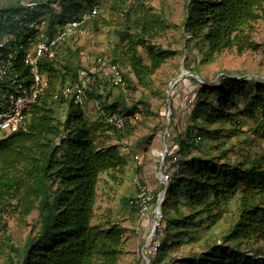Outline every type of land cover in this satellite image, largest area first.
<instances>
[{"label":"trees","instance_id":"obj_1","mask_svg":"<svg viewBox=\"0 0 264 264\" xmlns=\"http://www.w3.org/2000/svg\"><path fill=\"white\" fill-rule=\"evenodd\" d=\"M143 3V0H42L31 10L20 4L0 3V37L13 38L8 45V52L16 55L13 73L20 79H30V67L24 64L25 53L19 46H27L28 39L33 37L31 23L46 21L48 37L52 38L66 21L78 19L83 11L97 5L98 15L78 30L89 23L96 24L97 19H105L110 11L120 14V26L125 31L119 36L127 46L124 65L140 84L147 85L169 51L150 43L149 38L155 32L153 20L156 23L157 17ZM260 19L264 20V0H188L182 29L190 35L188 41L204 44L205 50L199 55L210 61L214 54L224 51L236 49L242 53L262 47L250 39L248 30ZM138 47L147 52L149 65L143 63ZM56 56L43 58L39 63V71L47 75L49 83L27 113L26 130L0 139V249L6 252V264H118L123 244L120 227L112 224L102 230L91 224L98 178L121 164L117 150L111 146L104 148L99 141L106 132L122 141L129 129V116L140 114L142 109L127 108L122 117L119 105L124 103L117 97L111 103L105 102L103 115L97 121L87 122L80 109L61 95L60 86L70 76L69 80H75L76 72L69 59L62 65ZM110 60L116 65L122 63L116 53ZM124 74L123 86L128 81ZM222 75L218 85L192 79L197 88L189 118L203 133V125L233 120L237 115L232 110L239 106L243 110L241 116L252 115L255 109L264 113V81L262 89L252 83L256 82L253 79ZM101 84L102 89L89 93L91 99L99 100L107 88H115L106 80ZM241 84L250 85V90L239 87ZM208 89L216 93L214 102L204 100ZM8 91L9 83L0 82V110ZM236 98L240 101L235 102ZM62 105H67V110L64 118L58 119L57 110ZM113 115L124 119L123 130L106 124V118ZM180 142L182 161L170 194L174 211L167 216L161 204L165 236L150 264H264V250L254 249L255 243H264V162L231 165L222 162L225 152L219 157L204 153L187 158L183 155L185 151L199 149L203 143L193 146L184 140ZM131 200L127 206L137 215V209L129 205ZM230 200L237 205V219L218 243L198 255L162 263L172 247L181 246L185 240L193 241L205 221L214 223ZM9 201L15 202L13 210L22 218L37 211V225L20 247L12 243L3 219L6 208L11 206ZM242 246L250 248L252 254L242 251Z\"/></svg>","mask_w":264,"mask_h":264},{"label":"rangeland","instance_id":"obj_2","mask_svg":"<svg viewBox=\"0 0 264 264\" xmlns=\"http://www.w3.org/2000/svg\"><path fill=\"white\" fill-rule=\"evenodd\" d=\"M31 1L38 3L42 0ZM137 1L134 0V2ZM187 1L143 0L145 9L157 17L156 23L153 20L155 32L149 38L150 43L156 48L169 51L163 58L160 68L150 75L147 85L140 84L133 77L130 69L124 65V52L127 46L126 41L121 42L119 33L125 30L120 26L121 15L114 10L110 11L105 19H97L96 24L92 22L77 30L67 42L57 46L56 49L59 64L65 65L69 59L75 71L90 65L100 56L112 59V55L116 53L118 58H122V63H118V66L123 70L128 81L122 87L107 88L101 93L99 100L91 99L83 109H80L87 122L97 121L103 115L102 106L105 102L111 103L117 97H120L124 103L119 105L122 117L128 112L127 108L140 107L142 109L140 114L129 116V129L124 133L122 141L117 140L109 132L104 133L99 141L102 142L104 148L111 146L117 150L121 164L116 169L100 174L96 186L94 218L91 224L102 230H106L112 224L120 227L123 244L118 264H142L139 255L141 237L135 233L137 215L127 206V202L135 196L138 181L151 190L156 201L158 195L163 192V187L159 186L157 181V174L162 163L158 154L162 153L166 147L171 151L176 149L175 147L180 150L182 145L180 141L187 136L188 124L192 121L189 117L193 111L197 88L192 79L196 80L195 78L198 77L211 84L219 80L220 74L227 73L229 77L253 79L257 83H252L262 87L264 20L260 19L252 23L248 29L250 39L262 47L256 51L242 53H238L236 49L224 51L219 55L214 54L208 61L207 57L199 55L200 51L205 50L204 44L188 41L190 35L183 32L182 22ZM0 3L16 6L19 5V0H0ZM137 50L143 63L149 65L145 49L138 47ZM189 69L193 71L192 75L195 77L190 74L189 76L184 75ZM64 85H61L60 89ZM57 86H59L58 83ZM239 87H243L246 91L251 88L246 84H241ZM250 92L253 94L254 89ZM204 100L214 102L216 93L208 89ZM236 101L240 100L236 98ZM237 108V110H232V113L239 117L235 116L228 122L216 121L203 125L201 148H190L183 155L189 158L207 153L210 156L219 157L220 153L225 152V159L222 162L231 165L263 163L264 113L255 109L252 115L241 116L240 111L243 110L241 106ZM168 109H170L169 119ZM66 110L67 105L58 108V119L64 118ZM135 116L138 119H135ZM133 155L141 158V166L132 160ZM172 189L173 183L167 187L162 200L164 210L168 213L167 216H171L174 211L170 196ZM233 201L230 200L226 206L222 207V213L214 223L205 221L198 228L193 241L185 240L181 246L172 247L162 263L198 255L207 247L218 243L222 235L236 222L237 205L233 204ZM9 203L11 206L6 208L7 213L4 214L3 219L12 243L20 247L31 229L37 225V211L33 210L28 216L22 218L13 210L12 205L15 202L9 201ZM1 240L2 236H0ZM249 249L245 246L241 248L245 253L252 254ZM254 249L264 250V243H255ZM6 262V252L0 249V264H6Z\"/></svg>","mask_w":264,"mask_h":264},{"label":"built area","instance_id":"obj_3","mask_svg":"<svg viewBox=\"0 0 264 264\" xmlns=\"http://www.w3.org/2000/svg\"><path fill=\"white\" fill-rule=\"evenodd\" d=\"M19 4L30 10L38 6L37 2L31 0H19ZM54 8L58 9L57 6ZM98 13L97 5L83 11L78 19L73 18L66 21L61 28L57 29L52 38L48 37L46 21L31 23L29 29L35 32L33 37L28 39L27 46H19V50L25 53L24 64L30 67L29 80L20 79L13 73L12 65L16 55L13 52H8V45L13 41L12 36L0 37V82L7 81L10 88L4 97L3 106L0 110V139L20 130H26L28 111L38 103L48 88V77L41 73L38 68L40 61L43 58L53 59L56 55L57 46L59 47L83 24L95 18ZM75 72L76 79L65 83L61 88V95L70 99L73 105L79 109H83L91 100L89 93L102 89V80L108 81L115 88L123 86V70L107 57L100 56L90 65L79 68ZM192 77L195 76L192 75ZM223 77L224 75L220 74L219 80L215 81L217 85ZM196 78L198 82L203 83L201 79ZM167 117L169 119L170 109H168ZM135 119L138 117L135 116ZM105 121L107 125L117 131L123 130L125 126L124 119L116 115L106 118ZM202 135L203 132L196 123L191 121L188 124L184 142L188 145L197 146L202 141ZM175 148L172 151L168 147L165 149V156L157 174V181L159 186L163 187V192L158 195L157 201L151 190L138 181L136 182V194L129 202L130 206L137 209L135 233L141 237L139 255L142 264H150L152 258L161 248L164 239L165 216L161 210V204L167 187L172 183L173 177L178 175L179 163L182 161L180 150ZM131 158L138 166H141L142 161L138 155H133Z\"/></svg>","mask_w":264,"mask_h":264},{"label":"water","instance_id":"obj_4","mask_svg":"<svg viewBox=\"0 0 264 264\" xmlns=\"http://www.w3.org/2000/svg\"><path fill=\"white\" fill-rule=\"evenodd\" d=\"M185 76L189 75L187 72L184 73ZM192 76V74H190ZM197 79V78H196ZM3 135H5V133H3ZM165 156V150L161 153L160 157H161V160L164 158Z\"/></svg>","mask_w":264,"mask_h":264},{"label":"bare ground","instance_id":"obj_5","mask_svg":"<svg viewBox=\"0 0 264 264\" xmlns=\"http://www.w3.org/2000/svg\"><path fill=\"white\" fill-rule=\"evenodd\" d=\"M159 156L161 155V153L158 154Z\"/></svg>","mask_w":264,"mask_h":264}]
</instances>
